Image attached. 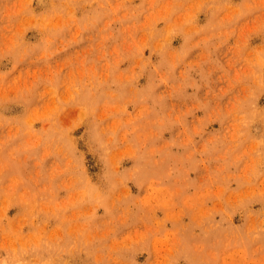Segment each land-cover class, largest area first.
<instances>
[{"label": "rangeland", "instance_id": "374dc122", "mask_svg": "<svg viewBox=\"0 0 264 264\" xmlns=\"http://www.w3.org/2000/svg\"><path fill=\"white\" fill-rule=\"evenodd\" d=\"M0 264H264V0H0Z\"/></svg>", "mask_w": 264, "mask_h": 264}]
</instances>
